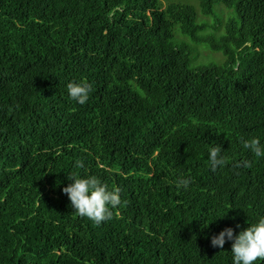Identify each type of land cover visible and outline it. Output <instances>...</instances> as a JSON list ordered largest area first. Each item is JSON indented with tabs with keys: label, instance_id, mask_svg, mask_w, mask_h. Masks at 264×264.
<instances>
[{
	"label": "trees",
	"instance_id": "obj_1",
	"mask_svg": "<svg viewBox=\"0 0 264 264\" xmlns=\"http://www.w3.org/2000/svg\"><path fill=\"white\" fill-rule=\"evenodd\" d=\"M183 1L0 0V264H231L209 237L264 214V156L242 144L264 146V0ZM216 4L235 17L201 37ZM176 25L224 62L191 67ZM72 171L120 189L110 219L73 211Z\"/></svg>",
	"mask_w": 264,
	"mask_h": 264
},
{
	"label": "clouds",
	"instance_id": "obj_2",
	"mask_svg": "<svg viewBox=\"0 0 264 264\" xmlns=\"http://www.w3.org/2000/svg\"><path fill=\"white\" fill-rule=\"evenodd\" d=\"M65 87L70 100L81 105L88 100L91 85L83 79L69 81ZM242 144L255 156H264V146L256 137L243 139ZM206 150L208 165L213 171L217 166H223L226 163L227 158L222 154L220 145L215 143L208 146ZM243 166L248 167V161H244ZM73 167L80 169L84 165L80 159H77ZM66 175L70 183L62 188V192L67 194L70 206L76 214L87 217L96 224L111 218L110 209H114L121 203L118 187L109 188L96 175H78L75 171ZM191 183L190 176H178L175 181L177 187L185 191L189 190ZM224 216L225 214L217 218ZM212 220L208 221L205 226ZM247 224V227L235 235L232 227H225L209 237L213 247H222L225 240L231 241V264H254L257 259H264V214L257 215L254 221ZM236 227L240 226L237 224Z\"/></svg>",
	"mask_w": 264,
	"mask_h": 264
},
{
	"label": "rangeland",
	"instance_id": "obj_3",
	"mask_svg": "<svg viewBox=\"0 0 264 264\" xmlns=\"http://www.w3.org/2000/svg\"><path fill=\"white\" fill-rule=\"evenodd\" d=\"M194 0L183 1V4L193 5ZM194 6V5H193ZM235 17L231 9H227L221 4H216L213 7V14L203 16L197 14L196 24L203 25L198 35L201 37L214 36L218 37L224 33V25L229 18ZM173 41L185 42L191 45L189 51V65L191 67L198 65L215 64L221 65L224 62V57L221 52L210 49L205 43H192L189 37L183 35L176 25L173 28Z\"/></svg>",
	"mask_w": 264,
	"mask_h": 264
}]
</instances>
